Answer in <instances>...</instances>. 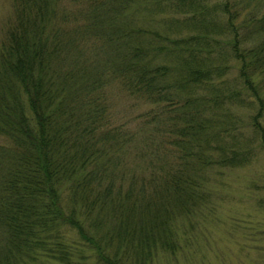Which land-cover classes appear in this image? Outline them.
Listing matches in <instances>:
<instances>
[{
  "label": "trees",
  "instance_id": "16d2710c",
  "mask_svg": "<svg viewBox=\"0 0 264 264\" xmlns=\"http://www.w3.org/2000/svg\"><path fill=\"white\" fill-rule=\"evenodd\" d=\"M12 5L0 42V264L174 253L175 221L214 194L207 169L264 148V0ZM112 87L144 108L123 119Z\"/></svg>",
  "mask_w": 264,
  "mask_h": 264
},
{
  "label": "rangeland",
  "instance_id": "374dc122",
  "mask_svg": "<svg viewBox=\"0 0 264 264\" xmlns=\"http://www.w3.org/2000/svg\"><path fill=\"white\" fill-rule=\"evenodd\" d=\"M12 15V0H0V42ZM113 93L123 119L144 108L116 88ZM233 110L246 114L241 106ZM250 158L243 165L207 169L214 192L209 203L175 221L179 248L158 251L153 264H264V204L259 201L264 198V148H256Z\"/></svg>",
  "mask_w": 264,
  "mask_h": 264
}]
</instances>
